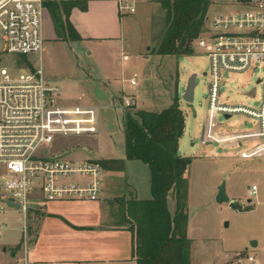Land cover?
<instances>
[{
    "label": "rangeland",
    "instance_id": "374dc122",
    "mask_svg": "<svg viewBox=\"0 0 264 264\" xmlns=\"http://www.w3.org/2000/svg\"><path fill=\"white\" fill-rule=\"evenodd\" d=\"M237 1L213 0L207 17L236 9L239 7ZM46 9L44 7V13ZM91 17L96 25L93 32L102 33L100 25L104 23L114 26V36H117L120 26L121 39L110 35L90 38L79 35L78 40L47 38L41 67L51 84L59 87L63 104L96 107L98 131L96 134L57 136L50 150L68 160L125 159V112L159 111L169 107L172 97L177 96L185 118L178 152L191 159L184 174L190 263L229 264L238 254L264 260V184L257 192L259 202L254 198L253 206L247 209L233 208L227 202L216 200L218 188L224 181L227 196L243 206L248 200L251 182L262 180L264 156L239 155L257 141L241 143L240 139L233 142L223 139L255 130L257 121L241 112L229 117L218 112L213 119V132L222 143L201 141V128L208 116L209 86L213 80L209 57L202 50L178 56L156 53L167 28L166 12L160 3L143 1L135 6V12L121 15L120 23L118 18L114 22L104 9L93 12ZM35 61L39 65V61ZM193 73L196 74V86L193 102L188 104L182 96ZM132 77L136 79L134 87L129 84ZM258 79L264 81V66L258 64L241 72L223 71L219 79V103L242 105L258 111L263 99L262 83ZM126 97L132 98L134 105L126 107L123 104ZM117 172L119 176L124 173L123 170ZM111 174L109 171L107 176L103 173L104 188L107 183L108 187L115 185L114 181L110 182ZM127 176L132 179L135 174L129 169ZM137 176L141 179V175ZM168 206L173 212L175 200L172 195L168 198ZM252 241H257V245L253 246ZM243 264L254 263L245 261Z\"/></svg>",
    "mask_w": 264,
    "mask_h": 264
},
{
    "label": "built area",
    "instance_id": "2783aa9c",
    "mask_svg": "<svg viewBox=\"0 0 264 264\" xmlns=\"http://www.w3.org/2000/svg\"><path fill=\"white\" fill-rule=\"evenodd\" d=\"M237 3L239 7L234 10L206 17L208 25L194 45L208 55L213 78L203 140L222 143L213 132L216 113L230 116L241 112L256 120L257 128L223 139L257 141L249 150L239 152L252 158L264 156L263 79L258 111L219 103L223 71L241 72L255 64L264 66V0ZM118 8L122 14L135 12V0H118ZM43 16L44 0H0V212L14 208L6 204L9 201L17 204L22 214L21 255L10 264H32L27 225L32 202L97 200L103 190L104 169L98 159L68 160L50 150L57 136L96 134L98 127L95 107L63 104L59 87L44 76ZM129 84L134 87L136 79L130 78ZM123 104L130 107L134 100L126 97ZM257 190L255 184L248 187V200L238 208L252 207L254 198L258 203ZM245 261L257 263L252 255L238 254L229 264Z\"/></svg>",
    "mask_w": 264,
    "mask_h": 264
},
{
    "label": "trees",
    "instance_id": "16d2710c",
    "mask_svg": "<svg viewBox=\"0 0 264 264\" xmlns=\"http://www.w3.org/2000/svg\"><path fill=\"white\" fill-rule=\"evenodd\" d=\"M213 0H159L166 12L167 28L156 47L160 55H191L197 38L205 29L208 8ZM57 37L78 40L80 36L69 16L72 8L84 11L87 0H44ZM159 111H126L123 117L125 159H100L105 170H123L126 160L147 165L150 198L130 199L124 209L134 235L137 264H191V239L186 235V178L191 162L178 152L185 118L179 98ZM175 200L173 212L168 198Z\"/></svg>",
    "mask_w": 264,
    "mask_h": 264
},
{
    "label": "crops",
    "instance_id": "0c3cea01",
    "mask_svg": "<svg viewBox=\"0 0 264 264\" xmlns=\"http://www.w3.org/2000/svg\"><path fill=\"white\" fill-rule=\"evenodd\" d=\"M143 1L159 3V0H135V6ZM103 9L111 14L114 22L118 18L120 23L123 14L119 11L118 0H87L86 10L77 7L71 9L69 19L82 38L110 35L111 38L121 39L120 26L117 36H114L116 28L104 23H98L101 24L102 33L93 32L96 25L91 15ZM109 30L113 32L107 33ZM43 35L44 41L57 37L47 10L43 16ZM139 162L126 160L122 177L115 170L103 168L106 176L108 171L112 172L110 182L114 181L115 185L108 187L107 183L97 200L62 199L48 202L37 199L32 202L27 214L31 263L137 264L132 225L126 222L124 209L130 199L143 200L151 196L149 169L142 162L143 166L139 165ZM129 169L135 174L132 179L127 176ZM262 176L261 181L255 179L251 182V185H257L258 190L264 184V174ZM21 218L22 214L16 208L0 212V228L4 226L0 236V264H10L21 255ZM256 245L257 241L253 246ZM256 264H264V260H257Z\"/></svg>",
    "mask_w": 264,
    "mask_h": 264
},
{
    "label": "water",
    "instance_id": "95a60500",
    "mask_svg": "<svg viewBox=\"0 0 264 264\" xmlns=\"http://www.w3.org/2000/svg\"><path fill=\"white\" fill-rule=\"evenodd\" d=\"M195 78H196V74L193 73L189 76L187 83H186V87L184 90V94L182 96L183 100L185 102H187L188 104H191L193 102V96H194V88L196 86V82H195ZM258 82H260V79L257 80ZM229 117V116H226ZM204 131H205V124L202 126L201 128V134H200V139L201 141H203L204 138ZM216 200L218 202H227L229 203V205L233 208H238L239 204H235L233 200H231L225 191V182L222 181V183L220 184L219 188H218V193L216 195ZM6 204L8 206L17 208V204H12L11 202L7 201ZM252 245H255V241H252Z\"/></svg>",
    "mask_w": 264,
    "mask_h": 264
}]
</instances>
